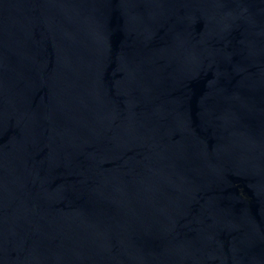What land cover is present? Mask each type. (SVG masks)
Listing matches in <instances>:
<instances>
[{"label":"water","instance_id":"95a60500","mask_svg":"<svg viewBox=\"0 0 264 264\" xmlns=\"http://www.w3.org/2000/svg\"><path fill=\"white\" fill-rule=\"evenodd\" d=\"M0 264H264V0H0Z\"/></svg>","mask_w":264,"mask_h":264}]
</instances>
